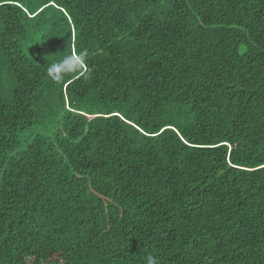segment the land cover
<instances>
[{
    "label": "trees",
    "instance_id": "1",
    "mask_svg": "<svg viewBox=\"0 0 264 264\" xmlns=\"http://www.w3.org/2000/svg\"><path fill=\"white\" fill-rule=\"evenodd\" d=\"M148 255L264 264V0H0V264Z\"/></svg>",
    "mask_w": 264,
    "mask_h": 264
},
{
    "label": "clouds",
    "instance_id": "2",
    "mask_svg": "<svg viewBox=\"0 0 264 264\" xmlns=\"http://www.w3.org/2000/svg\"><path fill=\"white\" fill-rule=\"evenodd\" d=\"M87 63V52L81 51L78 56L65 54L62 59L47 64V78L54 84L62 85L74 73L83 72ZM146 264H159L157 257L148 255Z\"/></svg>",
    "mask_w": 264,
    "mask_h": 264
}]
</instances>
